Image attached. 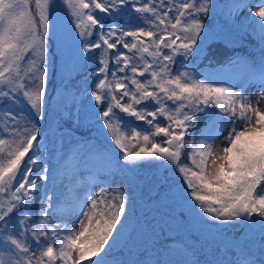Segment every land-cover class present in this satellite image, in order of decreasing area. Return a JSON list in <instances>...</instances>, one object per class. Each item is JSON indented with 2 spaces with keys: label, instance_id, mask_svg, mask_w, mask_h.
I'll return each instance as SVG.
<instances>
[{
  "label": "snow or ice",
  "instance_id": "obj_1",
  "mask_svg": "<svg viewBox=\"0 0 264 264\" xmlns=\"http://www.w3.org/2000/svg\"><path fill=\"white\" fill-rule=\"evenodd\" d=\"M215 7L210 0H0V264H126L111 257L127 227L128 196L106 181L99 192L74 190L68 202L57 184L63 186L58 173L67 171L66 157L56 165L48 159L44 121L54 39L66 62L87 70L78 73L84 86L71 100L80 105L76 119L82 110L105 137L104 153L121 174L152 161L173 170L186 207L172 219L185 229L193 221L202 226L205 217L220 227L258 228L256 251L235 244L234 259L222 262L217 247L216 259L203 264H264V0L228 5L237 22L247 11L243 19L261 44L258 62H229L243 67L239 83L233 75L196 70L206 41L232 39L229 25L216 32L206 24ZM62 13L72 26L63 37ZM249 81L259 82L258 94L247 91L245 85L256 86ZM62 86L67 93L63 79ZM198 121L199 139H186ZM185 247L196 256L195 244Z\"/></svg>",
  "mask_w": 264,
  "mask_h": 264
},
{
  "label": "trees",
  "instance_id": "obj_2",
  "mask_svg": "<svg viewBox=\"0 0 264 264\" xmlns=\"http://www.w3.org/2000/svg\"><path fill=\"white\" fill-rule=\"evenodd\" d=\"M236 2L237 0H210V7L211 4H215L216 7L212 9L210 16L205 17L206 24L216 32H220L225 24L229 25L232 27V34H230L232 39L229 42L221 34L206 41L207 55L194 61L197 71L203 73L217 71L221 77H226L228 74L233 75L235 80H239L243 67L234 68L230 61H234L237 57L249 63L259 61L260 39L248 27V21L243 19L247 11L239 13L238 22L229 16L228 5ZM71 27L70 17L62 13L58 25L59 35L63 37L68 34ZM49 48L51 51L48 56L49 83L46 103L48 117L44 121V127L49 134L48 149L52 153L48 159L56 165L61 156L66 157L63 163L67 171L62 170L58 173L63 178V183L72 176L75 165L84 168L110 169L115 177L113 189L122 190L129 198L127 227L123 230V236L116 242L111 258L117 261L123 260L126 264H136L138 261L140 264H156L157 260L164 261V264H178L185 259L199 258L203 264L207 259H216L214 253L217 247L221 249L218 259L222 262L234 259L238 251L233 246L235 244H248L253 251L258 249L260 243L258 228L249 232L239 224L220 227L216 221L205 217L202 226L193 221L190 229L181 226L168 229L162 220L164 215L172 219L175 211L186 207L176 195L182 181L178 180L173 170H165L159 165L156 169H147L139 164L129 165L132 170L121 174L115 162L110 161L104 153V147L108 145V141L103 135L93 130L87 120L83 119L82 110L78 121L75 113L80 109V105L77 103L73 107L71 104L73 95L80 97L76 89L84 86L83 77L78 73H85L87 70L84 67L74 69L70 61L66 62L60 55L55 39L49 44ZM88 67L91 68L94 65L89 64ZM62 79L63 83L68 85L67 93L62 86ZM64 105L71 108L74 114L71 118ZM25 111H27L26 108ZM198 123L201 126L191 129L186 139H199L203 122L198 121ZM185 161L187 162V156ZM149 173L153 174L154 182L147 192L148 197H145L141 176ZM57 184L61 188L60 180H57ZM38 199L39 193H37ZM30 211L33 213L37 211L35 204ZM187 215L185 211L184 216L187 217ZM179 218L177 216V219ZM194 237H198V242ZM193 244L197 248L195 257L191 256L185 247ZM225 245H228L227 249Z\"/></svg>",
  "mask_w": 264,
  "mask_h": 264
},
{
  "label": "rangeland",
  "instance_id": "obj_3",
  "mask_svg": "<svg viewBox=\"0 0 264 264\" xmlns=\"http://www.w3.org/2000/svg\"><path fill=\"white\" fill-rule=\"evenodd\" d=\"M237 83V82H236ZM257 85L255 87H249L248 85H245V87L247 88L248 92L253 93L254 95L258 94L257 92V88L259 87V82L256 81ZM262 107H264V105H262ZM222 140V136L220 137V139H218L217 141H215V144L217 146L220 145ZM160 162L157 161H152V162H142L139 165L141 167H147V169H156L158 167ZM209 164H211V161H209ZM75 170L74 173L72 174V176L67 179L65 181V183H63V186H61V191L64 193V196L66 198V200L68 202H70L74 195H75V191L74 190H79L82 189L84 187H90L92 186V183L96 182L95 186V191L99 192L100 191V185L105 184V182L107 181L108 184L111 185V188L113 189V187L115 186L114 182H115V177L114 174L109 171V170H91V171H84L81 170V167H79L78 165L74 166ZM211 170V169H209ZM96 179L93 181H89L90 179ZM141 180H142V187H143V193L145 197H148V191L150 190V186L153 185L154 182V176L153 174H144L141 176ZM89 185V186H88ZM107 186V185H106ZM161 189V188H159ZM157 190L158 193H160V190ZM64 214L67 215V208L64 209ZM165 226L168 229L171 228H178V225L175 223V221L173 219H171L170 217L164 215V219H162ZM59 222V221H57Z\"/></svg>",
  "mask_w": 264,
  "mask_h": 264
},
{
  "label": "bare ground",
  "instance_id": "obj_4",
  "mask_svg": "<svg viewBox=\"0 0 264 264\" xmlns=\"http://www.w3.org/2000/svg\"><path fill=\"white\" fill-rule=\"evenodd\" d=\"M93 180H96V179L95 178L94 179L91 178L89 181H93ZM95 184H96V182L92 183V186H94Z\"/></svg>",
  "mask_w": 264,
  "mask_h": 264
}]
</instances>
